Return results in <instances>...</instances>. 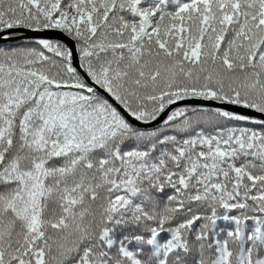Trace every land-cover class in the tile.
<instances>
[{
  "label": "snow or ice",
  "instance_id": "6c2138e0",
  "mask_svg": "<svg viewBox=\"0 0 264 264\" xmlns=\"http://www.w3.org/2000/svg\"><path fill=\"white\" fill-rule=\"evenodd\" d=\"M0 264H264V0H0Z\"/></svg>",
  "mask_w": 264,
  "mask_h": 264
}]
</instances>
